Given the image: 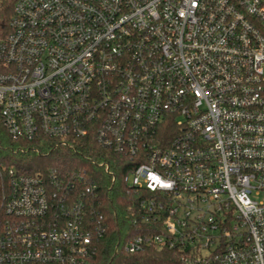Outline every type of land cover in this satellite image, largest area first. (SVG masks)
Instances as JSON below:
<instances>
[{
  "label": "built area",
  "instance_id": "built-area-1",
  "mask_svg": "<svg viewBox=\"0 0 264 264\" xmlns=\"http://www.w3.org/2000/svg\"><path fill=\"white\" fill-rule=\"evenodd\" d=\"M0 118L15 141L129 161L124 185L168 219L126 253L264 264V0H16ZM94 174L7 170L0 264H94Z\"/></svg>",
  "mask_w": 264,
  "mask_h": 264
},
{
  "label": "trees",
  "instance_id": "trees-1",
  "mask_svg": "<svg viewBox=\"0 0 264 264\" xmlns=\"http://www.w3.org/2000/svg\"><path fill=\"white\" fill-rule=\"evenodd\" d=\"M16 0H0V43L10 33V21L14 14ZM52 142L41 144L15 141L10 137L0 118V220L4 218L5 199L9 188L6 171L16 169L23 174L46 173L50 168L78 169L86 168L95 171L98 177V194L100 203L93 206L103 216L107 230L95 244L94 264H180V253L154 248L143 254H128L125 246L135 236L143 234L164 233V223L168 213L142 208L143 201L152 200L155 195L147 192H134L123 183V176L132 167L129 161L120 155L102 151L91 144L78 147L74 152L66 148H52ZM36 147L39 149L36 150ZM109 163L115 173L116 181L104 174V168L91 163ZM94 173V172H93ZM166 207L170 206L167 197L157 195L155 198ZM156 213L160 216L155 220ZM144 217L148 222H142ZM137 221L136 223L134 221ZM90 223V222H89Z\"/></svg>",
  "mask_w": 264,
  "mask_h": 264
}]
</instances>
